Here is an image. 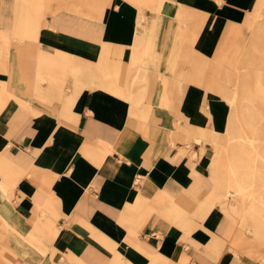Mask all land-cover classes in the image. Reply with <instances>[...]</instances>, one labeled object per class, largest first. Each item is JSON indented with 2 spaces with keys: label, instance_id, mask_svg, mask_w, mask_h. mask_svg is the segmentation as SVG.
Instances as JSON below:
<instances>
[{
  "label": "crops",
  "instance_id": "0c3cea01",
  "mask_svg": "<svg viewBox=\"0 0 264 264\" xmlns=\"http://www.w3.org/2000/svg\"><path fill=\"white\" fill-rule=\"evenodd\" d=\"M133 1L0 0L1 264L5 248L19 264H261L217 202L201 217L213 148L185 136L225 127L202 59L237 39L256 62L264 0H157L143 18Z\"/></svg>",
  "mask_w": 264,
  "mask_h": 264
},
{
  "label": "bare ground",
  "instance_id": "6f19581e",
  "mask_svg": "<svg viewBox=\"0 0 264 264\" xmlns=\"http://www.w3.org/2000/svg\"><path fill=\"white\" fill-rule=\"evenodd\" d=\"M261 8V6L257 7V16L249 22L251 27L256 26L255 21L260 20ZM139 10L140 17L143 18V10L141 8ZM185 27H188L187 23ZM258 47L262 48V53H264L263 45L259 44ZM220 78L221 76L218 79ZM230 78L227 74L222 77L223 85L219 90V93L227 98L231 108L224 127L225 136L220 138L213 129L199 128L188 137L186 142L195 140L201 143L202 152L207 144L214 147L210 162L214 188L209 191V196H206L202 202L201 217L204 218L213 211L217 202L220 207L219 211L223 215L221 222L223 220L228 222L229 230L232 233H238V236L234 234L235 241L237 240L240 245L244 246L246 244L245 234H248L250 239L263 249L264 126L260 123L261 111L249 103L256 101L264 103V78L260 74L255 83L250 85V83L244 84L239 76L238 80L230 84L232 88H229ZM240 103L244 105L240 107ZM174 212L178 214L177 206ZM187 214L186 211L185 220H188ZM45 221L47 223L43 222V225L38 227L37 233L53 243L60 231L50 226L54 223L50 217H46ZM5 250L9 256V264H19L14 249L5 248ZM56 250L57 248H52L51 256ZM245 253L264 264V253L260 249L256 252L250 247Z\"/></svg>",
  "mask_w": 264,
  "mask_h": 264
},
{
  "label": "rangeland",
  "instance_id": "374dc122",
  "mask_svg": "<svg viewBox=\"0 0 264 264\" xmlns=\"http://www.w3.org/2000/svg\"><path fill=\"white\" fill-rule=\"evenodd\" d=\"M134 3L137 4L138 8H141L143 11L145 8H151L154 10H157L158 7V1L157 0H150L149 4H152V6H146L147 4V0H134ZM188 28V27H186ZM234 33V32H232ZM236 36V35H234ZM194 37L195 34L193 32L189 33L188 30L185 31V33L183 32L180 37H179V41H183L185 40L186 43V61L187 63H191L190 62V55H189V44L190 42L193 43L194 41ZM246 43L239 41L237 42V39H235V47H233L231 49V51L225 52L224 50V46L221 44L218 50V53L216 54V59L215 61H208L207 59H202V70H201V75H200V81H203L204 84H206V87L209 89H214L217 90L219 92L221 85H223V81H222V77L224 75H228L229 77H231L230 79V83H229V88L231 87V83H233L234 81H236V79L238 80V77L240 76L241 79L243 80L244 84H248L251 83L254 84L255 80L257 78L258 75H263L264 78V53H262L263 49L262 48H258L254 49L252 48V46L250 47V50L248 51L251 55L255 54V56L257 55V61L253 62V60H251L249 62L250 66L248 65L247 67V63L245 65H243V62H246L245 60H247V58L251 59L249 55H247V50L244 49L246 47ZM258 47V46H257ZM225 52V53H224ZM248 69V71H247ZM211 73H217L218 77L221 76L220 79L218 80H207L206 79V74H210ZM213 76V75H212ZM217 81V82H215ZM218 87V88H217ZM248 104V103H247ZM250 105H253L255 108L259 109L261 111V119H260V123L262 124V126H264V103H260V102H252L249 103ZM244 103H240V107L243 106ZM231 111V108H230ZM230 113V112H229ZM258 120V118H257ZM199 129V128H197ZM197 129H187L188 134L185 136V141L188 140V137L190 135H192V133H194ZM205 129H210V128H205ZM213 131H215L217 133V135L222 138V136H225V128L223 129H213ZM192 141V140H191ZM207 145H211V144H207ZM212 146V145H211ZM213 150L214 147L212 146ZM225 162V160H223ZM245 236L248 238V245L247 248L245 249H249L250 247H252L253 249H255V251L257 252V250H261L262 253H264V248L262 249V247H259L258 245H256L251 239L250 236L248 234H245ZM260 263H262L259 260Z\"/></svg>",
  "mask_w": 264,
  "mask_h": 264
}]
</instances>
